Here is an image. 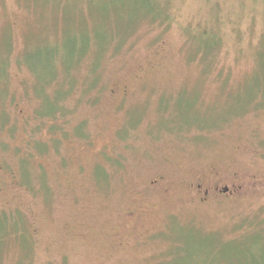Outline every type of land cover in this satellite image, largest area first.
<instances>
[{
	"label": "rangeland",
	"instance_id": "374dc122",
	"mask_svg": "<svg viewBox=\"0 0 264 264\" xmlns=\"http://www.w3.org/2000/svg\"><path fill=\"white\" fill-rule=\"evenodd\" d=\"M153 1L0 0V264H264V1Z\"/></svg>",
	"mask_w": 264,
	"mask_h": 264
},
{
	"label": "flooded vegetation",
	"instance_id": "af4514ba",
	"mask_svg": "<svg viewBox=\"0 0 264 264\" xmlns=\"http://www.w3.org/2000/svg\"><path fill=\"white\" fill-rule=\"evenodd\" d=\"M163 178H159L150 183L151 187H155L162 183ZM189 190L192 192L195 201L200 205L207 204L213 199H236L235 197L242 194L246 189L245 183L234 182L229 183L228 185L223 184L220 179L212 178L210 176L201 177L196 179L189 186Z\"/></svg>",
	"mask_w": 264,
	"mask_h": 264
},
{
	"label": "trees",
	"instance_id": "16d2710c",
	"mask_svg": "<svg viewBox=\"0 0 264 264\" xmlns=\"http://www.w3.org/2000/svg\"><path fill=\"white\" fill-rule=\"evenodd\" d=\"M93 0H87V2L88 3H91ZM149 1V0H148ZM152 1V3L154 4V1L153 0H151ZM264 1V0H263ZM154 20V19H153ZM208 40H210V38L209 37H207V36H205ZM205 37H202L201 39L203 40V38H205ZM205 50H207V49H205ZM98 51H101V49L100 50H98ZM56 56V54H54V56H53V59H54V57ZM264 57V56H263ZM263 57H261L260 59H262ZM81 59V58H80ZM73 66V65H72ZM71 66V67H72ZM52 74H53V72H52ZM52 77V76H51ZM42 90V89H41ZM261 93H259V95H260ZM38 97H40L42 100H43V104H42V109H44L45 111L44 112H42V114L41 113H38V117H40V118H48L49 120H51V119H55V114L56 113H58L57 112V110H58V107L55 105V103L54 102H51L50 100H49V98H47L46 96L47 95H43V94H40L39 93V95H37ZM48 100H47V99ZM41 108V107H40ZM174 123V122H173ZM170 124V123H169ZM166 125H167V123H166ZM185 125H186V123H185ZM191 125V124H190ZM187 126V125H186ZM173 127H175V128H179V129H181V128H183V127H185V126H183V127H180V126H176L175 125V123L173 124V126L171 127V128H173ZM206 129H208V128H206ZM238 248V247H237ZM251 249H254V248H251ZM249 251H251L250 250V247H248L247 248V252H249ZM244 252H246L245 251V248H244V250H243V252L242 253H244ZM250 253V252H249ZM249 258H250V261L252 262V258H251V256H249ZM263 259V256H260V258H259V260H260V263H262L261 262V260ZM259 263V264H260Z\"/></svg>",
	"mask_w": 264,
	"mask_h": 264
},
{
	"label": "bare ground",
	"instance_id": "6f19581e",
	"mask_svg": "<svg viewBox=\"0 0 264 264\" xmlns=\"http://www.w3.org/2000/svg\"><path fill=\"white\" fill-rule=\"evenodd\" d=\"M126 139V138H125Z\"/></svg>",
	"mask_w": 264,
	"mask_h": 264
}]
</instances>
